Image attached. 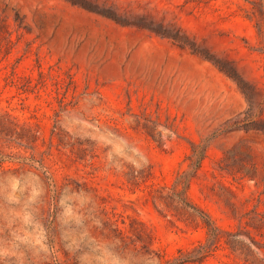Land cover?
I'll return each instance as SVG.
<instances>
[{
	"label": "rangeland",
	"instance_id": "374dc122",
	"mask_svg": "<svg viewBox=\"0 0 264 264\" xmlns=\"http://www.w3.org/2000/svg\"><path fill=\"white\" fill-rule=\"evenodd\" d=\"M0 264H264V0H0Z\"/></svg>",
	"mask_w": 264,
	"mask_h": 264
}]
</instances>
